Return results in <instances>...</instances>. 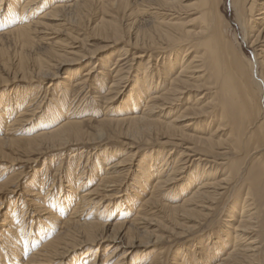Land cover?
I'll list each match as a JSON object with an SVG mask.
<instances>
[{"label": "bare ground", "instance_id": "obj_1", "mask_svg": "<svg viewBox=\"0 0 264 264\" xmlns=\"http://www.w3.org/2000/svg\"><path fill=\"white\" fill-rule=\"evenodd\" d=\"M224 1L0 0V89H10L0 96V168L14 171L0 194L21 202L19 217L0 208V264H58L80 249L89 264H264V0H229L235 41ZM119 45L106 89L96 62L78 76ZM19 82L34 90L14 91ZM88 89L104 95L103 109L99 99L80 106ZM72 90L86 95L72 103ZM110 142L136 152L104 148L84 165L92 179L61 172L49 203L13 169ZM123 184L137 196L111 211ZM24 204L41 221L33 240ZM202 231L205 249L195 248Z\"/></svg>", "mask_w": 264, "mask_h": 264}, {"label": "rangeland", "instance_id": "obj_2", "mask_svg": "<svg viewBox=\"0 0 264 264\" xmlns=\"http://www.w3.org/2000/svg\"><path fill=\"white\" fill-rule=\"evenodd\" d=\"M221 10H222V12H223V14H224V16H225V18L228 20V22L230 23V25H231V27H230V30H229V38L231 39V40H233V41H235L236 40V37H237V39L238 40H240L241 39V36H240V31H239V28H238V26H237V24H236V22H235V19H234V12L231 10V8H230V5H229V0H225L224 1V3L222 4V7H221ZM78 30H75V32H77ZM78 34H79V36L77 35V33H75V35H77V39L78 38H80L81 40L83 39V40H87V36H86V34H85V32H81L80 30H79V32H78ZM237 35V36H236ZM79 39V40H80ZM88 43H89V45H88ZM98 43V44H97ZM86 45H88V47L89 48H91V50H96L97 48H99V42L98 41H93V40H89L88 42H87V44ZM93 45V46H92ZM242 45V51H243V53H244V55H246L247 57H249V58H252V56H253V54H252V50L251 49H248V46L247 45H245V44H241ZM123 48V49H122ZM126 47H124L123 45H119V46H117V47H115V48H111V49H108V50H102V51H100L99 53H97L96 54V58H94V59H90L89 61L87 60V62L84 64V65H81V67H79L78 66V68H80L81 70H79L78 71V69L76 68V67H74V68H72L71 70H69V71H67V72H74V70H76L77 69V71H78V76L80 77L81 75V72H82V70H85L84 68H87L88 66H91L92 64H94V62H96V64L97 65H99V71L101 70H103V69H105V70H103L104 71V74H103V77H101V81L99 82L100 84H102V85H105V89H106V87L108 86V84L111 82V78H112V75H111V72H108V71H106V69L107 68H104V65L105 66H112V64L115 62V60L118 58V56H121L122 55V53H121V51H124V50H126L125 49ZM100 55V56H99ZM127 56H129V53L127 54ZM101 57V58H100ZM100 59V60H99ZM102 59V60H101ZM128 59V60H127ZM124 62H122V63H125L126 61H130L131 60V57L129 56L128 58H127ZM104 63V64H103ZM107 63V64H106ZM121 63V64H122ZM101 68H103V69H101ZM133 69V68H132ZM107 75V76H106ZM133 75V74H132ZM79 77H77V78H79ZM16 85H17V87H16ZM35 87V86H34ZM34 87H32V88H34ZM126 87H128V86H126ZM27 88V89H26ZM32 88H28L26 85H25V83L24 82H19V83H17V84H15V89H14V91L15 90H20V91H23V92H25L26 90H34V89H32ZM46 88V87H45ZM128 88H130V87H128ZM128 88H127V90H128ZM7 90H10L9 88H7V87H5V90H4V88H1L0 89V96L1 97H3V95L6 93V91ZM13 91V92H14ZM19 91V92H20ZM87 91H90V93H88V97L86 98L85 97V95H86V92ZM84 91V93L83 92H81V91H79L78 92V94H77V92L75 91H73L72 90V93L70 94V102H80L84 97L86 98H84V100H82L81 101V103H80V106H85V104L86 103H88V102H94V101H97V99H99L98 101L100 102V104H101V109H103L104 107L103 106H105L104 104V95L103 94H95L93 91H91V90H85ZM94 93V94H93ZM77 94V95H76ZM49 95V94H48ZM39 98H40V100L43 98V96H44V94H42L41 95V93L39 94V95H37ZM42 98H41V97ZM76 96V97H75ZM83 96V97H82ZM16 97H17V95L16 94H9V95H7V101H11L12 100V102H14V101H16L15 99H16ZM48 97V96H47ZM74 97V98H73ZM91 97H92V99H91ZM96 97V98H95ZM74 99V101H73V99ZM76 98V99H75ZM72 99V100H71ZM81 99V100H80ZM5 100V99H4ZM93 100V101H92ZM45 103H46V100H45ZM82 104V105H81ZM92 105V104H91ZM98 105V104H97ZM111 105V104H110ZM117 105L118 104H112V107H117ZM100 106V105H99ZM103 107V108H102ZM89 108H92V109H94V107H89ZM25 133V136H26V131L24 132ZM20 134H22V135H20ZM20 134H18V136H23V137H25L24 136V134H23V132L22 133H20ZM121 144H117V143H113V142H110L109 143V145L108 146H105V145H102V146H100V147H95V146H91V148H90V146L88 147V148H80V147H77L76 149H74L75 151H78V152H80V151H82L83 150V154L81 153V154H79L78 156H80V157H74V158H72L71 156H72V153H70V155L69 154H67V155H65L64 154V157H63V159H60V157H56L55 156V154L53 155L54 156V158L52 157V156H50V155H45V159L44 158H40V160L38 161V163H36L34 166H28V165H25V164H19V165H16L15 166V168L13 167V169L14 170H16L17 168L18 169H21L22 171H23V174H24V180L26 181L25 182V184L26 185H29V184H34V183H36L37 185H36V188L37 189H40V190H42L43 191V197H44V204L45 203H49L50 202V200H51V198L53 197V195H55L56 196V194H59V192L60 191H58L59 190V188L61 189V187H63V189H64V186H65V184L63 183L65 180L63 179V175H61V172H64V175L65 174H67L69 177H72V176H76V175H78L79 173L81 174V171L83 170L84 171V173H83V175H84V178L85 177H87V179L89 178H93L94 176H92V175H90V174H92V173H90L89 172V167L92 165V160H95L96 158H97V154L99 153V156H98V158L100 157V155L104 152L103 150H104V148H108L110 151H112V150H117V151H121L120 153H121V156L125 153V152H123L122 150L124 149L126 152H130V153H134V152H136V150H134V149H129L128 147H124V146H120ZM82 149V150H81ZM87 149V150H86ZM99 150V151H98ZM139 150V149H138ZM73 151V149L71 150V152ZM84 151H86V153L84 152ZM88 151V152H87ZM90 151V152H89ZM78 152H76V153H78ZM101 152V153H100ZM143 152L144 151H142V149L141 150H139L138 151V157H137V162L136 163H138V161L140 160V158L143 156ZM87 153H89L88 155H87ZM59 154V153H58ZM96 154V155H95ZM129 154V153H128ZM70 156V157H69ZM155 157V156H154ZM66 158V159H65ZM89 158V161H88V164L90 165H88L89 167H84V165L86 164V160ZM102 158V157H101ZM43 159H44V161H43ZM154 159V158H153ZM153 159H151L152 161H153ZM61 160V161H60ZM66 160V161H65ZM150 159H149V161H146L147 163V165H149L151 168H153V167H155L156 166V164L155 163H151L150 161H151ZM65 161V162H64ZM68 161V162H67ZM80 161V162H79ZM59 165H60V167H59ZM137 165V164H136ZM158 165V164H157ZM2 166V165H1ZM23 166V167H22ZM29 167V168H28ZM65 168V169H64ZM56 169H57V172H56ZM136 169H138V168H136V166L134 167V170H136ZM10 172H12V173H14V171H12V169L9 167V168H7L6 170H4L3 171V169L2 168H0V183H2L6 178H7V176H8V174L10 173ZM19 172V171H18ZM85 181H87L86 179H85ZM33 182V183H32ZM84 184H86V182H84V180L82 181ZM92 184H93V182H92ZM129 185H131V182H129L128 183ZM128 184H123L122 185V187H121V189H123V190H126V192H122L120 195H121V199H119V200H117V202L116 201H114V202H112V204L109 206V210L111 209V207H112V210L111 211H113V208H114V211L117 209V208H119V204H121V203H123V204H127V201H129V202H131V200H130V198H132V196H133V192L135 191V194H136V196H137V190H135L134 188H132V189H130V188H128V189H126L128 186ZM39 185V186H38ZM43 186V187H42ZM131 187H132V185H131ZM83 188H85V187H83ZM87 188H91L90 186H88V187H86L85 189H87ZM49 189V190H48ZM51 189V190H50ZM48 190V191H47ZM47 192V193H46ZM44 193H46V194H44ZM112 194V193H111ZM63 196V190H62V192L60 193V197H62ZM46 197V198H45ZM14 198H15V205H14ZM42 195H41V197H39L38 198V200H39V202L41 201L42 202ZM4 199V200H3ZM54 199V198H53ZM122 199H123V201H122ZM23 200V199H22ZM121 200V202H119ZM23 202L25 203V201L23 200ZM119 202V203H118ZM2 205V206H1ZM102 205H106V204H102ZM101 205V206H102ZM21 202L19 201V199H16V196H11V195H8V196H4V194L2 195V194H0V208H1V210L4 212H6L7 211V209H9V211H11L12 210V212H14V213H16L15 214V216L17 215V217H19L20 216V212H21ZM24 209H22V214H23V221L25 220V225H27L26 227H25V230H23V232H25V234H28V227H30L31 226V229H32V234H31V236H30V239L29 240H33L35 237L33 236L34 235V233H35V229H36V227L37 226H39V225H36V224H41V221L40 220H36L35 221V214H32V216H31V211L29 212V208L24 204ZM5 208V209H4ZM14 210V211H13ZM28 210V211H27ZM119 210V209H118ZM117 211V210H116ZM28 214V215H27ZM27 215V216H26ZM27 217V218H26ZM25 218V219H24ZM31 218H33L32 219V221H31ZM215 218H217V216H215ZM214 217L212 218L213 219V224H212V226H211V228L212 229H216V231H218L219 229H224L222 226V224L219 222V220H217V219H215ZM106 218H104L103 220H105ZM212 219H210V220H212ZM0 220H1V217H0ZM32 222H34V223H32ZM40 222V223H39ZM27 223V224H26ZM112 223V222H111ZM208 223V222H207ZM29 224V225H28ZM209 226V224H205V225H203L202 226V229H203V231H208V229H211L210 227H208ZM2 229H3V226H0V232H2ZM202 231V232H203ZM216 231L214 232V233H216ZM200 234H202V233H200ZM203 236L201 237V241L199 242V244H197V246L195 247V248H197L198 246H199V249H202L203 248V246H204V248L203 249H205V246H206V244H207V241H208V233L206 234V232H203ZM205 236V237H204ZM222 237H224V236H222ZM211 238V237H210ZM211 240V239H210ZM209 240V241H210ZM27 244L29 245V241L27 242ZM27 244H26V246H27ZM107 245V243H102L101 245H100V251L98 250V253H102V251L104 250V247ZM226 245V244H225ZM29 249H30V247H28ZM27 248V249H28ZM217 248H218V246H217ZM191 249V248H190ZM85 250V249H84ZM83 249H80V250H76V251H73V252H71L69 255H68V257H65V258H63V259H61V261L58 263V264H82V263H84L83 262V260H85V259H83L82 261L80 260V258H79V254H81L82 253V251H84ZM151 250H152V248H147L146 249V251H145V254L147 253V255H149L150 254V252H151ZM29 252H25V254H28ZM96 255V253L94 252V256ZM21 257H23L22 255H21ZM77 260L78 261H80V262H77ZM84 264H89L88 262H85Z\"/></svg>", "mask_w": 264, "mask_h": 264}]
</instances>
